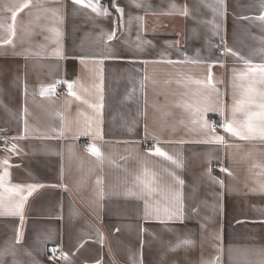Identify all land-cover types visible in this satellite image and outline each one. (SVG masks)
<instances>
[{"label":"crops","instance_id":"0c3cea01","mask_svg":"<svg viewBox=\"0 0 264 264\" xmlns=\"http://www.w3.org/2000/svg\"><path fill=\"white\" fill-rule=\"evenodd\" d=\"M22 2L0 0V264H264V140L220 127L264 64V0H114L118 23L31 0L12 34Z\"/></svg>","mask_w":264,"mask_h":264},{"label":"snow or ice","instance_id":"6c2138e0","mask_svg":"<svg viewBox=\"0 0 264 264\" xmlns=\"http://www.w3.org/2000/svg\"><path fill=\"white\" fill-rule=\"evenodd\" d=\"M218 2L222 5L223 0H218ZM73 4L79 5L84 8H89L93 13H96L97 15H110L109 9L105 8L100 0H72ZM32 6L31 0H23L21 4L16 5L15 10L12 11V21L13 25L9 29V31L14 34V28H15V20L17 17L18 12H22L24 9H28ZM113 8H115V11L117 13H120L122 16L123 9L120 8L118 5L113 3ZM53 12V15L56 14L55 9H49ZM184 15H187V10L185 9L183 12ZM259 20L264 21V15H261L258 17ZM56 35L58 36L59 33L57 32ZM115 36V31L109 35V39H113ZM8 43H11V40L7 41ZM232 55L236 56L238 55L235 52H231L230 49L227 50ZM171 63L172 61H168ZM247 71L239 74L237 79L244 82L241 83L239 86L243 89L241 93V99L236 101L234 100V104L232 107V119L231 120H225L224 123L220 125V127L223 129L224 132L230 134L231 136L237 137L239 139H252L259 137L260 139L264 140V64L260 65H253L249 61H244ZM208 83L211 84V77H209ZM257 85L261 86V89H257ZM67 88L69 90L70 95H75V93L72 91L73 89V83H67ZM53 89H49V91H52ZM44 93V90L42 89V93ZM79 99V97H76ZM253 108L258 109V111H253ZM207 109H205L206 111ZM242 113L244 115L243 120H237L236 114ZM204 127H208L207 122H204ZM207 142V141H206ZM215 143H223L224 137L222 136H215L213 138V141ZM88 151L98 159H102V154L99 151V149L95 146H89ZM149 152L153 155H157L159 157H162L164 159L170 160L173 164H176L179 166V163L174 160L171 156H168L167 153L162 151L159 147L153 146V148L149 149ZM5 165L8 164V161L5 160L3 162ZM9 174L7 171L4 172L3 175H0V187H3V182L5 177H7ZM139 179V178H138ZM178 184H183V181L177 180ZM145 187L151 191V187L149 184L145 183ZM35 186L29 185L27 188L28 194L31 195L32 191L34 190ZM8 191H14V192H22L24 189L21 186H15L14 188L7 189ZM27 197L21 196L19 199V202L15 205V209L13 211V214L20 215L21 222H23V208L24 203L26 201ZM179 197L177 195L176 200L178 201ZM180 211H182L181 208L171 207V208H165L164 212L171 218L172 216L177 215ZM19 242V237H18ZM184 243H190V241H184ZM55 251V250H53Z\"/></svg>","mask_w":264,"mask_h":264},{"label":"built area","instance_id":"2783aa9c","mask_svg":"<svg viewBox=\"0 0 264 264\" xmlns=\"http://www.w3.org/2000/svg\"><path fill=\"white\" fill-rule=\"evenodd\" d=\"M221 50H224V47H221ZM55 92L58 95H62V96L70 95L68 88L63 83L55 86ZM218 128H219L218 124H215L213 126V129H218ZM7 148H8V140L6 138H3L0 144V150H4ZM147 148L149 149L150 147L148 146ZM212 168L214 169L215 167H212ZM61 257H62V254L60 251H53L49 253V258L51 259H60Z\"/></svg>","mask_w":264,"mask_h":264},{"label":"trees","instance_id":"16d2710c","mask_svg":"<svg viewBox=\"0 0 264 264\" xmlns=\"http://www.w3.org/2000/svg\"><path fill=\"white\" fill-rule=\"evenodd\" d=\"M104 3L106 4V6L109 7V9L114 13V15L116 16V19H117V23L119 22V17H118V14L117 12L115 11V8H113V3H114V0H104Z\"/></svg>","mask_w":264,"mask_h":264}]
</instances>
